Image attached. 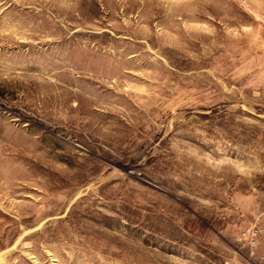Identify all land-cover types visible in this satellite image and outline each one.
<instances>
[{
    "label": "rangeland",
    "instance_id": "rangeland-1",
    "mask_svg": "<svg viewBox=\"0 0 264 264\" xmlns=\"http://www.w3.org/2000/svg\"><path fill=\"white\" fill-rule=\"evenodd\" d=\"M264 0H0V264H258Z\"/></svg>",
    "mask_w": 264,
    "mask_h": 264
},
{
    "label": "built area",
    "instance_id": "built-area-1",
    "mask_svg": "<svg viewBox=\"0 0 264 264\" xmlns=\"http://www.w3.org/2000/svg\"><path fill=\"white\" fill-rule=\"evenodd\" d=\"M258 264H264V258H262V259L258 262Z\"/></svg>",
    "mask_w": 264,
    "mask_h": 264
}]
</instances>
